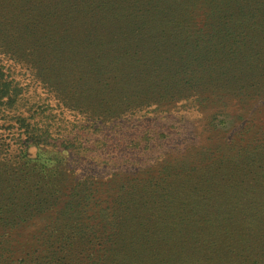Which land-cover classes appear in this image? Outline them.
I'll return each mask as SVG.
<instances>
[{
	"label": "rangeland",
	"instance_id": "obj_1",
	"mask_svg": "<svg viewBox=\"0 0 264 264\" xmlns=\"http://www.w3.org/2000/svg\"><path fill=\"white\" fill-rule=\"evenodd\" d=\"M210 32L206 25L197 29L200 37ZM259 40H244V49L238 47L244 41L192 39L181 46L190 44L189 52H172L178 64L187 61L195 70L184 83L170 86L178 75L165 58L156 60L153 79L139 68L130 71L136 80L119 83V89L108 84L113 73L90 77L87 87L84 82L60 91L26 64L4 59L7 73L22 88L17 103L0 114V240L8 239L6 264H38L54 247H64L53 240L68 228L91 230L106 218L111 222L118 198L134 199L139 210L126 215L139 220L134 222L142 232L151 214L178 225L201 219L206 214L199 212L200 204L217 194L226 202L243 180L255 188L242 201L264 205V178H256L264 177L258 169L264 163V42ZM202 50L209 56L197 61ZM27 136L32 139L25 141ZM84 192L91 194L86 212L78 205ZM165 198L164 206L156 204ZM108 205L110 213L102 217ZM14 219L18 223L2 227ZM133 229L122 234L130 236Z\"/></svg>",
	"mask_w": 264,
	"mask_h": 264
},
{
	"label": "trees",
	"instance_id": "obj_2",
	"mask_svg": "<svg viewBox=\"0 0 264 264\" xmlns=\"http://www.w3.org/2000/svg\"><path fill=\"white\" fill-rule=\"evenodd\" d=\"M203 25L210 26L211 32L200 37L197 29ZM180 33L185 37L178 39ZM192 39L198 44L215 39L264 42V0H0V114L15 105L22 93L20 84L7 73L4 59L26 64L46 86L60 91L84 82L87 87L90 77L110 78L113 73V82L108 84L119 89V83L136 80L130 71L139 68L147 80L153 79L158 77L156 60L165 58L174 63L172 70L178 75L167 86L180 85L195 70L187 61L178 64L177 56L189 52L190 44L181 46L193 43ZM247 44L244 41L238 47L247 49ZM262 54L264 70V50ZM196 56L198 61L209 52L202 50ZM72 69L74 74L80 72L79 78ZM67 74L73 75L65 79ZM263 165L258 169L264 172ZM254 188L252 181L243 180L226 202H220L225 195L208 197L206 206L199 205L201 215H206L183 225L169 223L168 216H146L145 232L134 222L139 220L126 215L130 209V213L139 210L134 199L118 198L111 222L106 218L101 227L97 223L89 230L88 225H80L68 228V234L53 236V245L64 247H54L51 255L38 258V264L45 260L49 264V258L50 264H264V205L242 201L243 194H252ZM84 194L78 205L85 210L91 194ZM166 203L167 198L156 202ZM142 205L144 210L149 208ZM110 210L108 205L102 217ZM16 223V219L6 220L2 227ZM128 226L134 227L133 233L125 237L122 232ZM7 242L0 240V264L8 260Z\"/></svg>",
	"mask_w": 264,
	"mask_h": 264
}]
</instances>
